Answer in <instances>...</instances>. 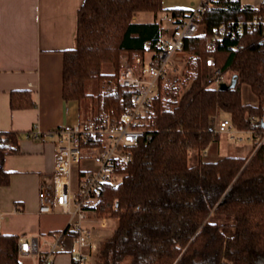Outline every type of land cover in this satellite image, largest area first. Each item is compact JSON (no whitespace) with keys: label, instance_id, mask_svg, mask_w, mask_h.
Masks as SVG:
<instances>
[{"label":"trees","instance_id":"obj_1","mask_svg":"<svg viewBox=\"0 0 264 264\" xmlns=\"http://www.w3.org/2000/svg\"><path fill=\"white\" fill-rule=\"evenodd\" d=\"M183 15L165 9L162 0H83L77 12L76 45L63 52L62 98L92 102L87 121L118 118L131 105L117 84L116 73L155 49L161 31L155 22L134 21L140 13ZM264 14L242 7L239 0H221L203 15L205 34L184 41L193 57L191 83L174 98L156 99L148 138L133 151L121 182L102 189L96 210L116 221L99 243L95 264H264V147L246 158L205 161L201 154L217 136L213 121L219 111L237 130L264 132V26L225 38L212 53L229 84L220 90L208 77L206 38L224 23L245 22ZM115 85L93 94L88 83ZM257 100L244 103L241 85ZM12 110L34 107L26 91L10 93ZM19 134L0 132V185L9 184L5 157L19 151ZM91 144V143H90ZM212 216H229L219 224ZM230 231V233H229ZM18 235L1 234L0 264H19Z\"/></svg>","mask_w":264,"mask_h":264},{"label":"crops","instance_id":"obj_2","mask_svg":"<svg viewBox=\"0 0 264 264\" xmlns=\"http://www.w3.org/2000/svg\"><path fill=\"white\" fill-rule=\"evenodd\" d=\"M239 1L242 7L250 8H258L264 3V0ZM82 2L0 0V132L15 131L20 136L18 153L9 154L4 160V169L10 174V180L6 186L0 185L2 234L34 237L58 232L66 226L67 219L57 229L47 226L43 217L51 215L38 213L37 195L40 185L51 180L55 156L63 144L59 136L50 133L65 124L84 120L81 104L66 102L62 98L63 52L76 45L77 12ZM199 2L162 0L165 9L187 12ZM151 14L152 19L146 20L145 13H141L134 17V21L157 23L161 39L167 33L166 20L163 22L158 18L160 13ZM146 55L149 56L148 51ZM13 91L28 92L34 107L12 110L10 93ZM244 103L256 104L257 100L249 97ZM224 119H229V115L219 111L213 121L214 129L217 121ZM231 131L232 134L217 133L202 152V159L246 158L254 153L255 143L257 148L264 147L261 139L264 132L234 127ZM33 134H39L40 138H33ZM212 220L227 225L233 221L229 216H212ZM66 255L70 264V256Z\"/></svg>","mask_w":264,"mask_h":264},{"label":"built area","instance_id":"obj_3","mask_svg":"<svg viewBox=\"0 0 264 264\" xmlns=\"http://www.w3.org/2000/svg\"><path fill=\"white\" fill-rule=\"evenodd\" d=\"M219 1L201 0L195 9L183 15L168 14L167 33L155 44L154 50L148 51L149 56L136 58L131 65H121L117 84L129 95L131 105L118 118L106 115L99 123L80 120L50 133L59 136L63 144L58 147L51 180L40 185L38 213L53 215L58 208L67 216V222L62 230L52 234L19 236V264H55L62 254L70 256V264H90L96 238L86 224L92 222L91 218L106 224L105 217L100 218L96 210L102 189L121 182L134 149L148 138L154 101L164 98L165 80L179 66L175 56L184 52L185 40L205 34L203 15ZM258 26H264V14H256L245 22L221 24L206 38L208 77L216 87L225 78L214 64L212 53L216 46L225 38H234ZM215 126V133L232 134L229 119L219 120ZM33 138L39 139L40 135L33 134ZM261 139L264 140V135ZM81 163L87 167L81 168ZM74 169L76 176L72 178Z\"/></svg>","mask_w":264,"mask_h":264},{"label":"rangeland","instance_id":"obj_4","mask_svg":"<svg viewBox=\"0 0 264 264\" xmlns=\"http://www.w3.org/2000/svg\"><path fill=\"white\" fill-rule=\"evenodd\" d=\"M144 13L146 15V18H145L146 20L152 19L153 15L151 13L149 12H144ZM167 15H168V12L164 11L158 15V18L164 22V19L166 18ZM192 56L188 52H183L175 56V63L179 66H177L176 70L173 73H171L165 80L164 99H166V97L168 99L174 98L175 95L173 94H176L177 97H179V95L182 94V92L185 91L187 87L189 86V84L191 83L192 76H193V70L191 66V63L193 60ZM145 57L147 58L148 55H146ZM135 59H133L132 62L128 65L133 64ZM123 64H127V63L123 61L121 65ZM121 65L115 71V69L112 68V66L106 64L103 66L102 71L104 73H114L115 72L117 75V72L119 68L121 67ZM114 86L115 85L113 84V82L110 85L105 82L100 83V84L96 82L95 83L90 82L88 83L87 90L89 92L92 91L93 94H97V93L104 92V90H107L110 87L114 88ZM241 93H242V98L244 102L248 101L249 97L254 98V95L252 94V92L250 91L249 87L246 84L241 85ZM81 107H82V114H83L82 118L84 120L90 118L92 114L91 100L87 99L84 102H82ZM86 167H87V164H82L81 166V168H86ZM75 176H76V169H74L72 172V178H75ZM55 211L56 212L54 215H51L49 217L48 216L43 217L44 220H46L47 222V226L52 227L53 229L59 228L61 225L65 223L67 219V217L63 215V213H61L60 209L56 208ZM101 217L103 216H100V218ZM91 220L92 222H88L86 225L91 229V232L96 239L93 242V249L89 257V263L95 264L97 260V249H98L99 243L102 240H104L106 237H109L111 235V233L113 232L116 226V221L105 217L104 221L106 224L101 225L98 219L91 218ZM58 264H68V256L66 254L63 256H60Z\"/></svg>","mask_w":264,"mask_h":264},{"label":"water","instance_id":"obj_5","mask_svg":"<svg viewBox=\"0 0 264 264\" xmlns=\"http://www.w3.org/2000/svg\"><path fill=\"white\" fill-rule=\"evenodd\" d=\"M236 82H237L236 78L233 77V78L231 79V82H230L229 84H227V83H221V84L219 85V89H220V90H226V89L233 88V87H235Z\"/></svg>","mask_w":264,"mask_h":264}]
</instances>
